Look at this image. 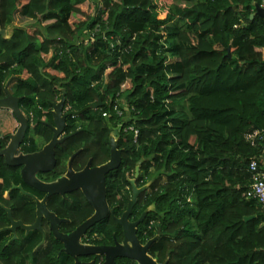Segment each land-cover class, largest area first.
<instances>
[{
    "label": "trees",
    "instance_id": "trees-1",
    "mask_svg": "<svg viewBox=\"0 0 264 264\" xmlns=\"http://www.w3.org/2000/svg\"><path fill=\"white\" fill-rule=\"evenodd\" d=\"M87 2L0 0V28H12L0 36V82L13 84L42 144L52 138L45 122H53L65 92L72 136L57 147L50 179L63 175L79 150L76 170L89 159L108 162L115 134L123 159L106 176L107 201L116 216L126 210L129 180L143 161L136 184L149 187L133 215L149 210L139 238L159 236L153 258L264 264V211L245 197L250 161L264 147V18L256 14L264 0H173L163 15L156 0H96L94 13L73 24ZM16 17L33 21L35 32L15 27ZM11 115L2 111L0 125L12 124ZM33 140L25 152L37 150ZM20 181L18 169L1 160L0 203L32 224L34 203L12 190ZM71 199L52 198L49 207L75 225L93 210L81 194ZM10 224L0 208V264H73L51 231L40 248L41 232L18 229L14 239L4 230ZM116 232L113 220L93 231L103 242Z\"/></svg>",
    "mask_w": 264,
    "mask_h": 264
},
{
    "label": "water",
    "instance_id": "water-1",
    "mask_svg": "<svg viewBox=\"0 0 264 264\" xmlns=\"http://www.w3.org/2000/svg\"><path fill=\"white\" fill-rule=\"evenodd\" d=\"M256 14L264 18V7L258 6ZM251 17L253 18L254 16ZM7 35V30H2L0 28V36L8 38ZM228 52V55L231 56L230 48L228 49ZM65 100V92H63L61 100L54 105L52 112L54 124L51 125L53 137L51 141L37 153L19 156H16V154L28 130L27 120L19 107V98L8 95L7 98L0 100V109H9L15 114L21 123L16 134L11 136V142L7 148L2 149L0 142V158H4L6 165L10 167H21V178L26 185L30 188L46 193L44 200L39 201L32 194L25 192L21 185L14 187L15 189L20 190L23 194L34 198L36 201V220L32 225H25L22 221L15 220L13 218L11 209L0 204V208L7 212L11 223V225L4 230L13 232L14 239L17 238L16 233L18 228L24 230L26 235L30 232L39 231L43 234V241L40 244L43 245L46 241V233L42 228V221L46 220L50 224L51 233L63 244V252L75 259L79 256L107 255L109 257L112 255L115 257L134 260L137 264H156V262L148 255V250L153 241L147 243L146 246H141V243L136 236L137 227L143 222L148 211H145L137 222H128V218L131 215L134 206L137 204L139 196L146 189H138L135 180L131 181L133 193L132 199H128L127 210L120 219H116V222L122 227L124 232L123 246L118 245L115 248H105L80 244V240L87 230L105 219L110 212V207L107 201L106 176L110 172L117 170L122 163V151L118 148L117 139L113 135L110 137V160L106 164L100 167L92 168L90 161L85 170L75 172L73 170V160L76 156L75 154L69 161L68 172L65 177L60 178L58 181L51 184L43 183L37 178V174L39 173H48L54 170L57 162L56 148L64 143L68 138L67 136L60 138L64 132L67 119L64 114ZM142 162L143 161L139 163L136 169L135 179L139 176ZM79 190L82 191L86 200L94 209V215L85 223L77 227L73 233L65 235L59 231V227L60 224L67 221L60 220L55 214L50 212L46 206V201L50 196L58 194L63 196L65 193ZM244 220L245 222H248L252 220V218H245ZM1 231L3 230H0V232ZM108 257L107 262L110 261Z\"/></svg>",
    "mask_w": 264,
    "mask_h": 264
},
{
    "label": "flooded vegetation",
    "instance_id": "flooded-vegetation-1",
    "mask_svg": "<svg viewBox=\"0 0 264 264\" xmlns=\"http://www.w3.org/2000/svg\"><path fill=\"white\" fill-rule=\"evenodd\" d=\"M8 95H11V96H13V97H16V98H19V107H20V109H21V112H22V114L25 116V118H26V120H27V124H28V130H27V132H26V135H25V138H24V140H23V142L20 144V146H19V149H18V152H17V154H16V156H19V155H27V154H32V153H37V152H39V151H41L47 144H42V136H41V130H37V131H35L36 130V127H35V123L33 122V121H31V119H29V117L26 115V113L22 110V108H21V106H20V102H21V98L20 97H18V96H15L14 94H13V84L11 83V82H8V83H6V84H2L1 82H0V100L1 99H5V98H7L8 97ZM53 109H54V107H53ZM2 111H7L8 112V114H12L11 115V117L6 121L7 123L8 122H14L16 125H15V127H14V129H13V131L11 132V133H7L6 135H3V136H0V142H1V147H2V149H5V148H7L8 146H9V144H10V142H11V136H13V135H15L16 134V132L18 131V129H19V127H20V125H21V123H20V121L17 119V117L15 116V114L12 112V111H10L9 109H4V110H0V113L2 112ZM52 112H53V110H52ZM65 114V113H64ZM53 118V117H52ZM67 120V119H66ZM46 123V125H47V127L51 130V132H52V137H53V131H52V129H51V125H53L54 124V120H53V122L51 123V122H45ZM65 129H66V124H65V128H64V132L62 133V135L60 136V138H64V137H68V138H70L72 135H67L66 134V131H65ZM115 137V136H114ZM67 138V139H68ZM116 138V137H115ZM30 139H34L33 141L36 143V146H37V150H35V151H33V152H25V150H24V146L25 145H27L28 144V142H30ZM52 139V138H51ZM117 139V145H118V138H116ZM63 144V143H62ZM110 146H111V144H110ZM58 147V146H57ZM119 148V147H118ZM120 149V148H119ZM56 150H57V148H56ZM121 150V149H120ZM110 151H111V148H110ZM122 151V150H121ZM78 153V154H77ZM81 153V150H79L78 152H76L75 154H76V156H75V158L79 155ZM75 154H73V155H75ZM72 155V156H73ZM72 156L70 157V159L72 158ZM75 158H74V160H75ZM70 159L67 161V168H66V171H65V173L63 174V175H61V176H59V177H57V178H55V179H50V178H52V176H51V174H53V172L55 171V168L57 167V162H56V166H55V168H54V170L52 171V172H48V173H39V174H37V178L41 181V182H43V183H46V184H51V183H54V182H56V181H58L60 178H63V177H65L66 176V174H67V172H68V166H69V161H70ZM122 159H123V152H122ZM1 160H3V162H5V160H4V158H0V161ZM56 160H57V158H56ZM74 160H73V170L75 171V172H81V171H83V170H85V168L87 167V165H88V163L91 161V167L92 168H95V167H100V166H102V165H104V164H106V163H104V164H101V165H93V160L92 159H89L88 160V162L86 163V165L82 168V169H80V170H76L75 168H74ZM110 160V159H109ZM109 162V161H108ZM14 168H17L18 169V171H19V173H20V177H21V167L19 168V167H14ZM137 169V168H136ZM111 173V172H110ZM135 175H136V170H135V174H134V177L133 178H131L129 181H130V183H131V181H133V180H135V183H136V181H137V179L139 178V176H138V178L137 179H135ZM22 186V188L24 189V191L25 192H27L28 194H32L35 198H37L39 201H43L44 200V198L46 197V193H44V192H40V191H38V190H36V189H33V188H30L28 185H26L23 181H22V178H21V181L19 182V184L18 185H14L13 187H12V190H18V189H15L14 187H16V186ZM132 185V184H131ZM136 186H137V184H136ZM148 185L147 186H144V187H142V188H146L145 189V191H143L142 193H141V195L143 194V193H145L147 190H148ZM138 188V187H137ZM138 189H141V188H138ZM24 197H26L27 198V200H29L31 203H34V205H35V220H36V210H37V208H36V206H37V203H36V201L34 200V198H32V197H30L29 195H25V194H23L20 190H18ZM132 193H133V189H132ZM132 193L129 195V196H126V201L125 202H127V206H126V210H127V207H128V199H132ZM74 194H81L82 195V197H83V200L90 206V204L88 203V201L86 200V198H85V196L83 195V193H82V191H73V192H70V193H65L63 196L62 195H54V196H50L48 199H47V201H46V206H47V208H48V210L50 211V212H52L53 214H55L60 220H65V221H67V222H65V223H62V224H60V227H59V231L60 232H62L63 234H65V235H68V234H71V233H73L74 231H75V229L77 228V227H79L80 225H82L83 223H85L88 219H90L93 215H94V209L92 208V210H93V213L88 217V218H86L85 220L83 219V218H81V220H80V222L78 223V224H76V221H75V225H73V220L72 219H69V218H66V217H61V216H59L58 214H56V212H54L53 210H51L50 209V207H49V203L51 202V200H52V198H55V197H57V199H59V201H64V200H67V201H71L72 199H71V197L74 195ZM140 195V196H141ZM140 196H139V198H140ZM4 198L5 199H7V200H9L10 199V195H9V192H6L5 194H4ZM139 200V199H138ZM122 202H123V200H122ZM137 203H138V201H137ZM1 204V203H0ZM109 204V203H108ZM2 206H4L3 204H1ZM136 206V205H135ZM134 206V207H135ZM4 207H6V206H4ZM109 207H110V205H109ZM7 208V207H6ZM2 209V208H1ZM126 210L120 215V216H116V214H115V210H114V208H111L110 207V212H109V214H108V216H106V218L105 219H103L102 221H100L99 223H97L95 226H93L92 228H90L89 230H87V232L83 235V237L81 238V240H80V244L81 245H85V246H96V247H105V248H115L116 246H123V242H124V232H123V229H122V227L120 226V225H118V223L116 222V219H120L122 216H123V214L126 212ZM133 211H134V208H133ZM133 211H132V213H131V215L129 216V218H128V222L129 223H135V222H137L139 219H135V217H134V215H133ZM148 212H149V210H147ZM147 215H148V213H147ZM146 215V216H147ZM146 218V217H145ZM35 220H34V222H35ZM110 220H113L115 223H116V225H117V228L119 229V230H121V234L119 235V232H116V233H114L113 234V237H112V239H111V241H109V242H103V241H101V237H99L96 233H93V231H94V229H96L101 223H103V222H108V221H110ZM145 220V219H144ZM144 220H143V222H144ZM34 222L32 223V224H34ZM142 222V223H143ZM24 223V222H23ZM142 223H140V225L142 224ZM25 224V223H24ZM32 224H25V225H32ZM11 225V224H10ZM139 225V226H140ZM65 226H68V228L69 229H67ZM139 226L137 227V233H136V236H137V238H138V240H139V242L141 243V246H146L147 245V243H149L150 241H153V243H152V245L150 246V248H149V250H148V255L156 262V264H168V260L166 261V262H164V263H159L155 258H153L152 256H151V253H150V251H151V248H152V246H153V244L154 243H156L157 242V240L159 239V236H156V237H154V238H152V239H150V240H148V241H146L145 243H143L141 240H140V238H139ZM42 228H43V230L45 231V233H46V240H47V230L48 231H51L50 230V224H49V222H47L46 220H43L42 221ZM71 228V229H70ZM18 229H20V228H18ZM31 233V232H30ZM54 236V235H53ZM42 237H43V234H42ZM56 239V238H55ZM42 241H43V239H42ZM42 241H41V243H42ZM59 241V240H58ZM98 241H100V242H102V243H99ZM60 242V241H59ZM40 243V244H41ZM45 243H46V241H45ZM45 243L43 244V245H38V247H43L44 245H45ZM61 243V242H60ZM62 244V243H61ZM128 245H130V244H128ZM62 246H63V244H62ZM131 246V245H130ZM64 247V246H63ZM63 247H62V253H63V257H68V258H71L72 260H73V264H91V263H94V264H137V262H135L134 260H131V259H128V258H120V257H115V256H107V255H92V256H79L77 259H75V258H73L72 256H69V255H67V254H65L64 252H63ZM107 257L110 259V261H108L107 262Z\"/></svg>",
    "mask_w": 264,
    "mask_h": 264
},
{
    "label": "rangeland",
    "instance_id": "rangeland-1",
    "mask_svg": "<svg viewBox=\"0 0 264 264\" xmlns=\"http://www.w3.org/2000/svg\"><path fill=\"white\" fill-rule=\"evenodd\" d=\"M94 1H96V0H91L92 3L91 2H87L85 5L81 6V10H82V12L84 14V17H83V15L75 16L71 20V22L73 24H75L76 22L84 20V18L86 16L92 15L94 13V3H93ZM156 1H157L158 6H159L160 12L162 14L163 12H165L167 10V8L169 7V5L172 3L173 0H156ZM31 23H33V21H31V20H21L19 17H16L14 26L15 27H20L21 26V27L27 28L28 30L29 29L32 30V32H35V28H31L32 26L29 25ZM11 30H12V28L8 29L7 34H10ZM120 103L122 105H124L125 104V100L122 99L120 101ZM15 125L16 124L14 122L12 124H6L4 126L0 125V135H4V134H7L8 132H12ZM112 135L115 136V134H112Z\"/></svg>",
    "mask_w": 264,
    "mask_h": 264
},
{
    "label": "built area",
    "instance_id": "built-area-1",
    "mask_svg": "<svg viewBox=\"0 0 264 264\" xmlns=\"http://www.w3.org/2000/svg\"><path fill=\"white\" fill-rule=\"evenodd\" d=\"M121 115V114H119ZM104 117H108V114H104ZM130 130H134L132 127ZM135 131V136L138 135V131ZM264 160V147L262 150V154L258 158H254L250 161L249 170L251 171L252 185L249 191L245 194L247 199H254L258 201L261 208L264 211V170L260 167L261 161Z\"/></svg>",
    "mask_w": 264,
    "mask_h": 264
},
{
    "label": "crops",
    "instance_id": "crops-1",
    "mask_svg": "<svg viewBox=\"0 0 264 264\" xmlns=\"http://www.w3.org/2000/svg\"><path fill=\"white\" fill-rule=\"evenodd\" d=\"M260 167L264 170V160L261 161V163H260Z\"/></svg>",
    "mask_w": 264,
    "mask_h": 264
}]
</instances>
